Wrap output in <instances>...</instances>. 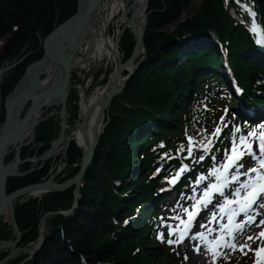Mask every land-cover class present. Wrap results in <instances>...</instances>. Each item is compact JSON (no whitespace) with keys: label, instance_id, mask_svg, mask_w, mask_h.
<instances>
[{"label":"trees","instance_id":"obj_1","mask_svg":"<svg viewBox=\"0 0 264 264\" xmlns=\"http://www.w3.org/2000/svg\"><path fill=\"white\" fill-rule=\"evenodd\" d=\"M191 3L192 0L148 3L143 36L145 57L141 62L142 55L135 60L140 62L137 69L111 100L104 119L107 123L81 181L75 207L72 208L74 186L17 203L14 218L21 232L18 248L37 243L38 227L46 213L71 212L44 221L48 236L35 255L28 258L21 252L5 264H163L165 251L154 232L162 216L158 213L162 200L156 191L157 182H165L181 170L177 189L187 187V180L203 165H195L196 158L202 156V147L205 153L215 156L224 145L223 135L212 133L223 106L217 108L216 104L221 98L227 101L221 95L225 89L223 79L216 73L218 60L222 59L220 48L246 96L258 99L264 93V86L259 85L264 81V60L257 58L251 31L230 14L233 9L247 22L241 11L247 4L255 22L264 28V0H201L192 18L169 32L168 28L176 25ZM76 8L77 0H0V41L11 51V55L0 52V66L24 57L1 79L0 124L4 99L26 67L43 55L40 40L71 17ZM31 29L26 43H19L17 31ZM135 43L134 36L125 29L118 42L122 62L130 58ZM71 82L73 86L76 83L73 73ZM73 91L67 99V124L71 125L78 100ZM231 118L227 114L228 131L233 125ZM58 132V116L39 123L33 143L24 147L19 157L24 160L40 156ZM188 140L194 145L192 157L186 154ZM12 158L10 153L5 161ZM58 159L65 165L58 175L64 182L78 174L82 151L70 141L65 156L59 155L53 164ZM53 164L48 160L39 168L38 163L28 176L9 179L7 193L45 181L50 170H56ZM187 164L191 168L185 171L182 167ZM30 165L25 163L22 170L27 171ZM7 228L8 232H4ZM8 238L14 240L15 235L7 224L1 225L0 240ZM8 253L9 250L0 253V261Z\"/></svg>","mask_w":264,"mask_h":264},{"label":"water","instance_id":"obj_2","mask_svg":"<svg viewBox=\"0 0 264 264\" xmlns=\"http://www.w3.org/2000/svg\"><path fill=\"white\" fill-rule=\"evenodd\" d=\"M104 0H77L76 12L66 19L64 22L59 24L55 29L48 34L44 39L40 40V47L43 51V55L40 59L29 64L22 78L18 81L16 86L13 88L12 92L5 98L3 102V107L5 109L3 121L0 124V220L7 221L8 226L12 229L15 239L14 240H0V251L3 249H8L9 254L0 261V264L6 263L8 260L20 250L25 251L24 248H18L17 245L21 239V232L17 227L14 218V208L16 203L22 201L24 197H28L32 192H39L43 195L50 192H61L65 191L71 186L75 187L74 195V206L78 199V189L81 181L85 175V171L92 161L93 154L98 142L99 136L102 134L105 128L103 123L106 115L107 109L111 103V100L118 95L123 87L126 85L127 81L131 75L137 69V65L141 62L135 63V60L139 55H144L143 47V36L145 33V25L141 34H137L132 28L133 19L137 13V10H133L134 0H132L129 8L131 11H122V18L124 22H128L127 25H123L121 29V34L127 28L130 33L135 38V47L132 54L128 60L122 62L118 60L117 66L114 67V71L111 75L110 80V90L106 97L102 101L101 108L96 117V121L92 126L90 135H92V141L87 148V150L82 151V159L80 163V169L78 174L64 182H59L58 180L53 181L52 179L56 176L54 173L46 181L34 183L14 190L11 193H7L6 184L9 179L16 178L28 174L30 171L22 174L19 172V168L22 164L30 162V159L22 160L19 157L20 150L31 144L35 137V127L42 121L46 120L48 117L52 116L53 113L50 112L45 117H42L44 111L49 108H59V132L51 143V146L46 150L41 156L36 157L33 161H46L47 159H54L58 154V150L62 148L63 155L67 151V146L70 139L67 138L68 133L71 129L67 128V115L68 110L66 109V101L71 89V72L81 61L78 58L79 49L83 43L85 33L88 30L90 24L93 22L96 16L99 14V8ZM151 0H145L142 7L145 11L146 19V9L148 3ZM195 2H192L188 9L186 10V15H189L193 10ZM128 12L130 13L129 17ZM33 32L30 31H17L19 43L25 44L29 34ZM107 36V32H106ZM119 38L114 41L115 46ZM24 58V57H23ZM17 63L4 67L0 69V81L1 75ZM52 63L53 66V79H49L45 82L44 68L46 63ZM126 72V76L122 77V74ZM27 88L20 89L18 95L21 99L19 104L16 106L13 113L9 110V104L13 101L16 95V88L19 83L27 76ZM122 79V87L118 88V83ZM108 80V82H109ZM107 82V83H108ZM85 80L82 82V87L84 86ZM106 83V84H107ZM25 89H29L25 92ZM103 124L100 130L97 129L99 124ZM28 131L27 140H24L22 135L24 132ZM62 145V146H61ZM13 152V158L10 161H5L7 155ZM33 171V170H32ZM6 208H9L8 220L5 219L3 213ZM71 212V209L67 212H48L46 213L39 224V237L38 242L34 249L30 251L35 255L43 246L45 239L47 238V233H45L41 227L43 222L52 216L62 215L67 216Z\"/></svg>","mask_w":264,"mask_h":264},{"label":"rangeland","instance_id":"obj_3","mask_svg":"<svg viewBox=\"0 0 264 264\" xmlns=\"http://www.w3.org/2000/svg\"><path fill=\"white\" fill-rule=\"evenodd\" d=\"M128 1H129L128 4L130 6L132 0H128ZM192 2H195V5H194L193 10L190 12V14L189 15H186V10L188 9L187 8L183 12V14L180 17V19L177 21L176 25H174L173 27H169L168 28V31L169 32L172 31V30H174L176 28V26H178L179 24L185 23V22L189 21L192 18L193 13L198 8V5L201 2V0H192ZM107 3H108V0L105 3H103L102 6H101V9H100L101 12H100V18H99L100 21H102L103 18H104V13L107 10ZM120 14H121V12L118 13L114 17V19L108 25V30H109L108 33H109V36L111 37V39H113V41H115V39L117 38V36L119 34V29L120 28L122 29V27L124 25V21H123V19H122V17H121ZM129 15H130V13H129ZM5 44H6L5 42L0 41V52L6 51L8 53V55H11V51L5 46ZM85 48H86V45H85L84 40H83V44H82V48H81L79 57H82L83 56V54L85 53ZM119 54L121 55V58H122L121 52ZM141 55H142V58H141V61H142V59L144 58V56H143V54H141ZM141 55H139V57ZM15 63H17V62H15ZM15 63H13V64H15ZM13 64H10L9 65L8 63H4L2 66H0V69L1 68H4V67L11 66ZM18 64H20V62ZM18 64L14 65L10 69L6 70L1 75V79L3 78V75L7 71L13 69ZM114 64H115L114 61L111 60V59H106V58H103V57L101 58V57H97L96 56V57H90L85 62L79 64L75 68L73 74L75 76L76 83L71 88V91L74 90L76 92V95H77V98H78V100H77V115H76L75 121L72 123V125L71 124H67L68 125L67 128H69V129L72 130L78 124V122L80 121V102H81L82 98L84 96L87 97V98H91L95 94V92H96V90L98 88H101V87H103V86L106 85V83L108 82V80L110 79V77H111V75H112V73L114 71V69H113L114 68ZM221 72L222 73L224 72V68L223 67H221V69H220V73ZM87 77H89V80L86 82V78ZM84 80H85V83H84L85 86L83 88L82 87V82ZM225 83H226V85L228 87V90L227 91H228V95H229V98L230 99H229L228 103L225 104L224 109H227V107L228 108H231V109L233 108L235 110H232V112L236 114L237 113L236 109L238 108L237 106L240 103L244 102V104L247 105V106L249 104L246 102V100H245L244 97L241 98L239 96V94H237V92L234 91L233 86L230 85V81H228V80L225 79ZM230 100H233V102H235V105H233L232 107H229L230 106V103H231ZM248 107H250V105ZM57 111H58V107H56V108H49L46 111H44V113L42 114V116H44L45 114H47L49 112H52L53 115L50 116V117H53V116H58L59 117V115L57 114ZM69 112H70V109H69ZM69 112H68V114H69ZM261 127H264V126H261ZM59 155H63L62 154V148H60V151H59L58 155L56 157H54V159L57 158ZM30 162H31L30 163L31 164L30 165V168L27 171H23L22 170L20 172H22V174H24V173H26V172H28L30 170L31 171L28 174L23 175V176H19V177H26V176H28L29 174H31V173H33L35 171V169L33 170V168L35 167V165L38 164V162L32 161V160ZM22 165H24V164H22ZM54 165H55V169H56V178H58V175L63 171L65 165H64V163L60 159H58L57 164H53V166ZM56 180L57 179H53V181H56ZM59 181H60V179H59ZM162 186H163V184H162ZM71 187H73V186H71ZM28 198H30V196H28L27 199ZM170 198L173 199V200L176 199L173 195L170 196ZM24 199H26V198L24 197ZM24 199H22V201L19 202V203H22L24 201H27V199L26 200H24ZM185 199L187 200V198H185ZM178 200H180V203H181L180 205H177V204L176 205H171L170 199L166 203H164L165 209L169 208V206H170V208L167 210V212H168L167 215H168L169 218L167 219L168 222H164L163 223L161 229L163 228V230H167L168 227H173V226L175 227V225L177 226V223H175V221H172L171 222L169 220L170 219L172 220L175 216H179L180 218L181 217L183 218V216H185L188 213L189 209H187V207L185 205V202L182 201V199H179V198H178ZM172 202H174V201H172ZM73 206H74V203H73ZM4 224H7V221L0 220V227H1V225H4ZM41 229L44 232L47 231V227L44 226V225L41 227ZM8 230L9 229L7 228L4 232H8ZM174 233H176V230H172L170 232L168 231L166 233L165 237H164L165 238V242H161L162 243L161 248H162L163 251H165V252H163V255H162L163 264H193V261L192 260L189 261V258H190V256L194 255L197 252L196 251L197 247L191 246V244H188L187 242L183 243V245L182 244H179L180 241H181V238H179V234L178 233H176L177 236H176L175 240L173 241V243H171V239H172V236H173ZM9 239H11V238H8L6 240H9ZM36 244L37 243L35 242L32 246H29L27 248H24L25 251H22V250L18 251L12 258H15L17 256H20L21 252L27 253L29 255V258H31L33 256V254L30 251H32L34 249V247L36 246ZM239 248L240 247L237 245L233 252H229L228 254H226L227 252H225L220 257H217V256L213 257L212 256V258L209 259L208 264H213V263L214 264H252L253 263V260H254V258H253V252L255 251L256 246L252 248L251 252H249L248 250H247L248 251L247 252L246 249L245 250L243 249V250L239 251ZM6 250H8V249H3L2 251H0V253L4 252ZM211 259H213L212 262H211ZM215 259H217L216 260V263H215ZM9 261H11V259L8 260V262Z\"/></svg>","mask_w":264,"mask_h":264},{"label":"bare ground","instance_id":"obj_4","mask_svg":"<svg viewBox=\"0 0 264 264\" xmlns=\"http://www.w3.org/2000/svg\"><path fill=\"white\" fill-rule=\"evenodd\" d=\"M107 1V0H105ZM105 1H103L105 3ZM134 6L132 7L133 10H137V13L133 19L132 22V28L137 34H141L144 25L146 23L145 19V11L142 7V4L145 0H134ZM128 0H108L107 3V10L104 13V18L102 21L99 20L100 18V12L98 16L95 17L93 22L90 24L88 30L85 33L84 37V43L86 45L85 53L82 57L79 58L81 63L85 62L90 57H103L106 59H111L114 61V67L117 66L118 60L122 59L121 55L119 54L118 49L116 48L113 39L109 36L108 33V25L109 23L114 19V17L122 12L124 9L125 11H131L129 8ZM125 25L128 24V22H124ZM107 32V36H106ZM83 41V40H82ZM114 69V68H113ZM44 74H45V82H47L49 79H53V66L52 63L49 61L46 63L44 68ZM30 76L27 75L17 86L16 88V95L13 101L9 104V110L13 113L16 106L19 104V101L21 99L19 92L20 89L27 88L29 86L28 78ZM111 80V78H110ZM110 80L109 82L101 87L98 88L95 92V94L91 98L83 97L80 102V121L78 124L72 129L68 135L67 138L72 139L75 141L77 146L85 151L89 147L91 141H92V135H90L92 126L94 125L96 121V117L99 113V110L102 105V101L106 97L107 93L110 90ZM122 79L118 83V88L122 87ZM29 89H25V92H27ZM240 114L246 115L249 117H253V119L258 118L257 114L252 111L250 108L245 107L244 104H241L239 107ZM5 109L3 107V115H4ZM104 122V121H103ZM102 123L99 124L97 127L98 130L102 128ZM28 131L24 132L22 137L24 140H27ZM60 150H58L57 153H59ZM248 191V189H247ZM43 194L39 192H32L29 194L30 198H39ZM5 219L8 220L9 217V208H6L3 213ZM252 215H250L251 217ZM219 216L215 218L216 222H218ZM261 226L257 227L255 225L251 226L244 234L239 236L238 242L241 244H246L248 247H253L259 242V230ZM202 230H205L206 227H201ZM221 234V233H220ZM194 235V233L192 234ZM198 239V238H197ZM193 238V236L190 235L187 237L186 242H195L197 240ZM205 249L203 251H197L194 255L190 256L189 261H193V264H208V261L211 257L209 247L210 244L204 245Z\"/></svg>","mask_w":264,"mask_h":264},{"label":"snow or ice","instance_id":"obj_5","mask_svg":"<svg viewBox=\"0 0 264 264\" xmlns=\"http://www.w3.org/2000/svg\"><path fill=\"white\" fill-rule=\"evenodd\" d=\"M229 151L232 153H235L234 148L230 149ZM261 153H262V155H264V146L261 147ZM244 154H250L253 157V159H256L255 153H246V152L240 153V155H244ZM201 159H203V157H201ZM260 164H261V167H264V160H261ZM231 166H232V168H234L236 170V173H239V170L244 167L243 164H240L238 162H232ZM249 173H257V169L255 167H250L243 174L248 175ZM256 178H257V180L264 181V175H260L259 173L257 174ZM242 188L245 190V199H248L249 197H251V199L249 200V203H248V207H251L252 204L256 203L257 199L260 198L261 194H264V184L252 185L253 190L251 192L247 191V189L249 188V185L245 184V185H242L241 187L234 189L233 193L239 194L241 192ZM220 195H223V192H221ZM207 202L210 203L211 199L209 198V200ZM260 207H264V204H261ZM248 223L249 224L255 223V221L251 217H249ZM262 223H264V221H262ZM261 235H264V233H261Z\"/></svg>","mask_w":264,"mask_h":264},{"label":"flooded vegetation","instance_id":"obj_6","mask_svg":"<svg viewBox=\"0 0 264 264\" xmlns=\"http://www.w3.org/2000/svg\"><path fill=\"white\" fill-rule=\"evenodd\" d=\"M23 148H24V147H23ZM22 166H23V165H22ZM22 166L20 167V170H19V172H20V171H22V168H23ZM21 173H22V172H21ZM6 185H7V184H6Z\"/></svg>","mask_w":264,"mask_h":264},{"label":"built area","instance_id":"obj_7","mask_svg":"<svg viewBox=\"0 0 264 264\" xmlns=\"http://www.w3.org/2000/svg\"><path fill=\"white\" fill-rule=\"evenodd\" d=\"M106 2V1H105ZM89 80V77L86 78V82Z\"/></svg>","mask_w":264,"mask_h":264}]
</instances>
